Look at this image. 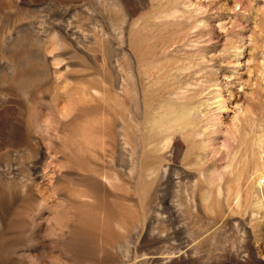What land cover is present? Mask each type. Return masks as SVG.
<instances>
[{"label": "rangeland", "instance_id": "374dc122", "mask_svg": "<svg viewBox=\"0 0 264 264\" xmlns=\"http://www.w3.org/2000/svg\"><path fill=\"white\" fill-rule=\"evenodd\" d=\"M0 264H264V0H0Z\"/></svg>", "mask_w": 264, "mask_h": 264}]
</instances>
